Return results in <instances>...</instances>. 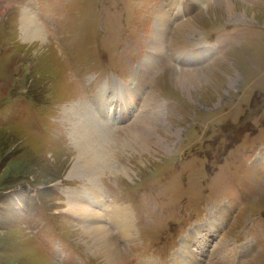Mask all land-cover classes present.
I'll list each match as a JSON object with an SVG mask.
<instances>
[{
	"label": "rangeland",
	"instance_id": "1",
	"mask_svg": "<svg viewBox=\"0 0 264 264\" xmlns=\"http://www.w3.org/2000/svg\"><path fill=\"white\" fill-rule=\"evenodd\" d=\"M29 6L43 46L22 38ZM228 12L221 0H0V264H228L234 251L230 264H264V0ZM82 108L111 142L97 138L114 163L103 201L132 214L135 240L108 225L116 263L66 203L98 189L94 172L71 171L80 120L63 110Z\"/></svg>",
	"mask_w": 264,
	"mask_h": 264
},
{
	"label": "bare ground",
	"instance_id": "2",
	"mask_svg": "<svg viewBox=\"0 0 264 264\" xmlns=\"http://www.w3.org/2000/svg\"><path fill=\"white\" fill-rule=\"evenodd\" d=\"M200 1H206V0H200ZM219 1L220 0H218V3H219ZM221 4L223 5V8L226 11H229L228 13H231L233 11V0H221ZM215 6H214V8H215ZM186 10H187V7H186ZM21 14H22V16H21L20 28H21L22 38L25 39V41H28L29 43H31V45L36 44L38 42H41V44L43 46V44H45V42H49V39L47 38L46 34L42 33L39 30V26H38L37 22L34 20V18L32 19L31 6H29L28 9H23ZM163 15H162V23L164 21L166 22V18ZM232 15H233V13H232ZM159 17H161V15H159ZM180 30L184 33H189L190 31H192V29L189 27L188 24L186 25V23L185 24L183 23V25L180 27ZM190 33H192V32H190ZM171 73H170V76L172 78L173 76ZM176 78L178 80V83H180V81L183 83L188 81L187 83H190V82H192V79H193V77H190L189 74H184L182 76H179V78L178 77H176ZM181 85L191 87L190 85H188L186 83L185 84L181 83ZM113 98H114V96H113ZM122 108H124V107H122ZM125 108H127V106H125ZM69 109L63 110L64 117H66L67 119H70L72 115H73V118H77L79 120L83 117H86L87 113L84 111L83 108L80 110L74 109L73 111L68 113L67 111ZM109 110H110V108H109ZM89 112H90V110H89ZM100 117H101V115H100ZM143 119H144V117H143ZM81 121L82 120H80L79 122H76L75 126L72 128V132L74 133V137H75V139L74 138L73 139H74V142L76 143L75 149L78 151L79 155L77 158L76 157L74 158V164H73V167H71V169H72L71 171H73V170L79 171V173H80L79 177H84L86 175V173L92 174L94 172V176L92 178L89 177L90 175L86 176V177H89V179H88L89 183L95 184V186H97L98 189H97V193H95V194L90 193L91 194L90 196L94 198L93 203L88 202L87 193H86V191H88V188H84V191L70 190V191H73V193L79 194V196H80V198L78 200L79 202L77 203L74 201L67 200L66 203L69 204L68 207L70 206L69 210H71L72 213L76 214L77 216H80V213H81V219L83 222L82 230L83 229L86 230L83 232V234L90 237L91 243H93L95 245L94 248L96 250L98 249V251H97L98 254L100 253L102 258L103 257L105 258L106 262L116 263L117 260L122 256H121V253H119V247H117L116 242L113 238V233L109 230L108 225L113 226V228H118L121 231V233H119V234H121L124 238L129 239L132 237L131 239L135 240V238H133V236H132L135 232L134 231L135 229H133V226L131 223V215L132 214H131V210L128 206L126 207V209H122V207H113L111 214L109 212H107L108 216L107 215L105 216V214L103 215L101 213L102 209H103V211L106 210L107 205L104 203V201L106 202L108 200L105 198L103 199L104 193L99 188V186H100V183L98 184V182L100 180L99 178L102 177L101 175L104 173V171L113 170L114 169L113 168L114 163H113V158H111L112 156L111 155L109 156V152H108L109 148L107 146H105L103 144V142L99 141L98 139L104 140L106 145L111 144V142L108 139V137L106 136L107 132L105 131V129L101 130L100 127L98 129L96 127L90 128L89 127V123H91L90 120L85 124H81ZM143 122L144 121H142V119H141L138 126H140ZM104 124H105V122H104ZM77 126H79V127H77ZM150 128L151 127H149V126L144 127V128L140 127L139 130H137L138 133L136 132L138 134V139L142 140L144 143L149 142V140L154 137L152 134L153 129H150ZM89 129H91L92 132L95 131V133H96L95 134L96 137L93 135L94 136L93 141L90 139L91 132ZM67 131H68V129H67ZM84 150H93V152L92 153L86 152L87 153L86 154ZM65 196L68 197V193H65ZM91 201H93V200H91ZM73 203L76 206L75 205L73 206ZM108 205L110 206V204H108ZM110 218H111V220H110ZM85 219H86V221H85ZM194 228L197 229V230L193 229L194 232L197 233V231H199V227L195 226ZM200 228H201V226H200ZM194 232L189 234V238L192 237V238L198 240L197 236L196 237L193 236ZM199 243H202V241ZM186 247H187V245L183 240L181 242V249H182V251L184 249L187 253H189V251ZM234 253H235V251H234ZM233 254H230V255L233 256ZM39 255H42V253L40 252ZM180 255H182V254L176 255L174 258L178 261ZM221 255H224V254H221ZM221 255H219V256H221ZM232 256H229L228 260ZM44 258L46 260H50V259H47L46 256L43 257V259ZM219 259L228 261L226 256L220 257ZM196 261L199 262L198 260H196ZM177 264H179V262ZM187 264H191V263L187 262Z\"/></svg>",
	"mask_w": 264,
	"mask_h": 264
}]
</instances>
